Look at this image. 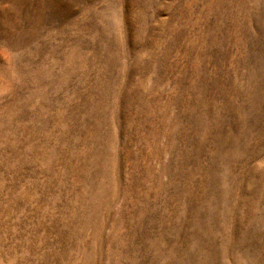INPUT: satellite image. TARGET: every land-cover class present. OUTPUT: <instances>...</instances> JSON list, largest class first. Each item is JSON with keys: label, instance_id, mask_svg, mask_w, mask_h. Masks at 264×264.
<instances>
[{"label": "rangeland", "instance_id": "1", "mask_svg": "<svg viewBox=\"0 0 264 264\" xmlns=\"http://www.w3.org/2000/svg\"><path fill=\"white\" fill-rule=\"evenodd\" d=\"M0 264H264V0H0Z\"/></svg>", "mask_w": 264, "mask_h": 264}]
</instances>
